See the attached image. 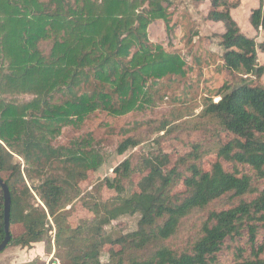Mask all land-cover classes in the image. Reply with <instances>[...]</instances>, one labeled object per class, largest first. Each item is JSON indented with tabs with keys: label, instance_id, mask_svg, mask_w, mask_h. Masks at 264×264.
Returning <instances> with one entry per match:
<instances>
[{
	"label": "trees",
	"instance_id": "obj_1",
	"mask_svg": "<svg viewBox=\"0 0 264 264\" xmlns=\"http://www.w3.org/2000/svg\"><path fill=\"white\" fill-rule=\"evenodd\" d=\"M173 1L0 0V176L11 191V232L17 223L24 228L19 235L12 234L8 246L30 247L45 241L52 218L57 249L69 262L51 264H221L218 253L226 240L242 236L247 227L253 252L239 255L231 264H264V236L255 246L260 225L264 228V189L240 169L248 166L264 179V86L246 82L251 75H262L264 66L259 65L257 41L242 31L230 9L213 10L208 17L225 24L220 35L224 66L241 75L240 84L220 88L219 101L207 98L199 115L202 120L192 122L214 125L218 137L221 131L236 135L217 144L219 160L209 171L203 170L200 160L207 152L201 143L193 144L194 151L172 168L169 154L157 149L142 155L136 165L127 158L115 167L114 177L101 182L118 194L111 201L93 202L88 194L84 203L92 219L77 226L68 222L67 206L81 194L79 182L90 170L102 167L106 157L94 146L92 134L67 145L60 144L59 137L65 127L81 126L104 104L112 105L109 109L115 115L143 111L151 100L150 80L185 73L187 63L180 54L149 40V26L157 20H163L171 32ZM211 1L214 7L228 2L232 8L240 2ZM250 21L264 31V0ZM93 78L112 86L118 104L112 103L110 93L82 92ZM27 95L31 98L25 99ZM157 123L158 132H172L171 122ZM138 126L123 130L126 137L118 145L119 154L143 142L129 134ZM16 156L24 160V169ZM221 159L230 162L233 171L226 170ZM54 166L55 173L45 174ZM135 171H147L136 190L127 188ZM34 173L43 176L35 188L29 184ZM183 179L185 194H173ZM33 190L43 206L35 202ZM230 193L255 196L210 211L188 247L166 243L178 236L184 219ZM4 203L0 187V242L6 235ZM137 214V229L108 231L114 220ZM106 245L111 248L104 263Z\"/></svg>",
	"mask_w": 264,
	"mask_h": 264
},
{
	"label": "rangeland",
	"instance_id": "obj_2",
	"mask_svg": "<svg viewBox=\"0 0 264 264\" xmlns=\"http://www.w3.org/2000/svg\"><path fill=\"white\" fill-rule=\"evenodd\" d=\"M261 0H240L237 7L232 8L228 2L219 7H214L211 0H174L169 9L171 32L163 20H157L149 26V40L151 44L162 45L169 52H176L186 60V71L182 75H168L157 81H149L151 100L143 111H134L124 115H115L109 109L112 105L104 104L96 112L91 114L79 127H65L59 137L60 144H69L75 139H81L88 134L94 138V146L106 157V161L98 170H90L88 177L79 182L81 194L67 206L68 222L77 226L81 221L92 219L91 211L84 203V197L88 194L90 202L101 198L103 201H111L118 193L115 189L101 182L106 177H114V169L122 161L132 158L136 165L139 158L156 149L161 153L169 154V168L174 167L178 161L194 151L193 144L201 143L205 152L200 165L203 170L209 171L212 165L219 160L216 148L217 144H225L236 137L231 132L221 131L219 137L214 125L198 123L201 121L200 113L205 107L207 98L219 101L221 96L218 91L225 84L235 88L241 81V75L233 73L224 66V49L220 45V35L225 32V24L222 21L209 19L211 11L217 10L226 12L230 9L233 17L240 25L242 31L249 37L255 38L258 43L257 56L259 65L264 66V31L256 29L251 24L253 11L259 8ZM48 51L49 43L44 45ZM252 85L264 86V73L262 75H251L247 81ZM88 93H110L113 104H118L119 98L114 93L110 84H103L96 79L84 85L82 92ZM61 98V95H57ZM31 96H25L29 99ZM116 106V105H114ZM167 120L171 122L172 132H158L159 123ZM143 122L140 126L134 122ZM181 125V126H180ZM138 126L130 135L138 136L143 142L125 154H119L117 148L126 135L124 129H131ZM177 126V127H175ZM158 140V141H156ZM16 161L22 164L24 160L16 156ZM226 170L233 171V165L222 160ZM57 166L46 169L45 174L55 173ZM183 169V166H181ZM240 169L254 176V184L260 190L264 189V179H259L255 172L248 166H240ZM147 171H135L131 180L127 182V188L138 189V183ZM8 173H4L7 178ZM43 176L34 173V179L29 180L30 186H38ZM35 188V187H34ZM184 179L174 188L173 194L184 195L186 192ZM35 202L42 205L37 191L33 190ZM255 195L235 197L232 193L213 202L207 209L195 212L184 219L180 233L175 239L166 243L178 249H184L194 241L201 230L203 222L208 218L209 212L236 206L242 199L252 200ZM43 206V205H42ZM140 216L125 215L114 220L109 226V232L128 233L138 227ZM261 224V223H260ZM51 231L43 242L34 243L30 247L10 245L0 252V264H51L69 262L61 257L57 249L56 235L57 226L51 218ZM256 248L262 243L264 228H259ZM24 231L22 224L12 226V234L17 236ZM253 244L250 241L248 228L243 229V235L232 240L227 239L223 249L218 253L221 264L233 263L239 255L249 256L253 252ZM110 245L105 246L102 260L108 261V250ZM116 249H120L116 247Z\"/></svg>",
	"mask_w": 264,
	"mask_h": 264
},
{
	"label": "water",
	"instance_id": "obj_3",
	"mask_svg": "<svg viewBox=\"0 0 264 264\" xmlns=\"http://www.w3.org/2000/svg\"><path fill=\"white\" fill-rule=\"evenodd\" d=\"M0 187L3 190L4 198H5V238L0 242V252L3 251L9 244L12 239V232L10 229V217H11V205H12V197L9 185L7 182L0 176Z\"/></svg>",
	"mask_w": 264,
	"mask_h": 264
}]
</instances>
